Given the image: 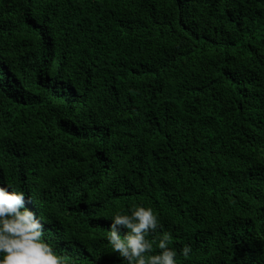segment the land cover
Listing matches in <instances>:
<instances>
[{
	"label": "trees",
	"instance_id": "1",
	"mask_svg": "<svg viewBox=\"0 0 264 264\" xmlns=\"http://www.w3.org/2000/svg\"><path fill=\"white\" fill-rule=\"evenodd\" d=\"M9 185L64 264H128L134 205L176 264H264V0H0Z\"/></svg>",
	"mask_w": 264,
	"mask_h": 264
},
{
	"label": "clouds",
	"instance_id": "2",
	"mask_svg": "<svg viewBox=\"0 0 264 264\" xmlns=\"http://www.w3.org/2000/svg\"><path fill=\"white\" fill-rule=\"evenodd\" d=\"M0 186V264H64L52 246L43 239L44 223L26 207L24 193ZM106 239L111 251L128 264H176L177 252L169 247L171 235L164 232L156 241L147 239L162 226L151 208L132 206L130 214L111 217ZM121 229L127 231L122 235ZM154 244L159 254H152ZM190 246L181 254L187 258Z\"/></svg>",
	"mask_w": 264,
	"mask_h": 264
}]
</instances>
